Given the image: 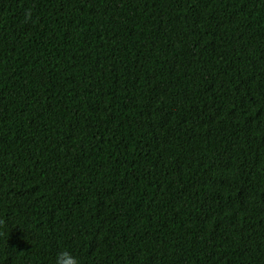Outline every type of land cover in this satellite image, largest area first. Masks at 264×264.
I'll return each instance as SVG.
<instances>
[{
    "label": "trees",
    "instance_id": "1",
    "mask_svg": "<svg viewBox=\"0 0 264 264\" xmlns=\"http://www.w3.org/2000/svg\"><path fill=\"white\" fill-rule=\"evenodd\" d=\"M0 218V264H264V0H0Z\"/></svg>",
    "mask_w": 264,
    "mask_h": 264
},
{
    "label": "clouds",
    "instance_id": "2",
    "mask_svg": "<svg viewBox=\"0 0 264 264\" xmlns=\"http://www.w3.org/2000/svg\"><path fill=\"white\" fill-rule=\"evenodd\" d=\"M30 19V12L25 14V20ZM5 226V220L0 218V228ZM54 264H82L80 258L68 250H61L57 253Z\"/></svg>",
    "mask_w": 264,
    "mask_h": 264
}]
</instances>
